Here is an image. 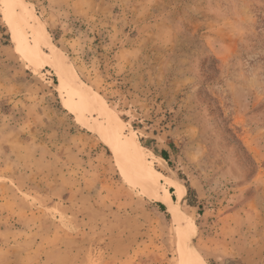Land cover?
Listing matches in <instances>:
<instances>
[{"label": "rangeland", "instance_id": "obj_1", "mask_svg": "<svg viewBox=\"0 0 264 264\" xmlns=\"http://www.w3.org/2000/svg\"><path fill=\"white\" fill-rule=\"evenodd\" d=\"M25 2L13 31L0 0V264H192L104 126L173 188L188 248L264 264V0ZM45 29L123 132L59 82Z\"/></svg>", "mask_w": 264, "mask_h": 264}, {"label": "bare ground", "instance_id": "obj_2", "mask_svg": "<svg viewBox=\"0 0 264 264\" xmlns=\"http://www.w3.org/2000/svg\"><path fill=\"white\" fill-rule=\"evenodd\" d=\"M5 3L10 25L12 27V30L15 31V22L14 19H12V13L18 12V15H24L30 14L31 11L28 10V4H26L25 0H5ZM45 33L48 36L49 46L52 51V56L50 57L51 64L58 75L59 82L72 88L85 102L87 110L90 113H107L111 115L117 122L119 130L123 132L125 129V124L120 116L116 113L115 110L108 106L106 101L98 93L93 91L90 87H87L82 82V80L79 79L73 66L67 60L66 56L63 55L55 47L46 29ZM42 52L43 51H41V49H38L37 54L43 55ZM24 54L28 59H31L33 61L38 60L36 56L37 54L35 53L25 52ZM99 132L106 143L113 145L117 161L123 168L124 172L129 175L135 182L142 184L146 188H148V196L164 203L172 212L174 216L173 218L177 219V222H179L180 225V242L184 249V258L188 259L189 262L191 261L192 264H207L197 251H194V249H190L186 246L189 240H187L183 229L188 227L189 222L186 221L187 218H185L183 212L179 209L178 205L176 204V200H174L172 197V193L170 192V190L162 184L161 173L153 169L148 164L144 163L136 154V152H134L132 144L127 139L124 141V144L122 146H119L114 137L107 132V127L104 126L100 128ZM164 179L171 185H177V199L183 200V189L175 181H172L168 177L164 176Z\"/></svg>", "mask_w": 264, "mask_h": 264}, {"label": "trees", "instance_id": "obj_3", "mask_svg": "<svg viewBox=\"0 0 264 264\" xmlns=\"http://www.w3.org/2000/svg\"><path fill=\"white\" fill-rule=\"evenodd\" d=\"M61 34H62V33H61ZM61 34H60V32L54 34V39H55L56 41L59 40V39L62 37ZM70 55H71V54H70ZM71 56H72V55H71ZM161 156H162L164 159H166V160L169 159L168 152H167L166 150H163V151H162ZM170 191L173 192V191H174L173 188H171ZM174 199H175V196H174ZM159 205H160L161 207H163V208L165 207L163 203H159Z\"/></svg>", "mask_w": 264, "mask_h": 264}]
</instances>
